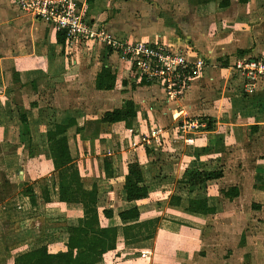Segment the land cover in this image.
I'll return each instance as SVG.
<instances>
[{
	"label": "crops",
	"instance_id": "crops-1",
	"mask_svg": "<svg viewBox=\"0 0 264 264\" xmlns=\"http://www.w3.org/2000/svg\"><path fill=\"white\" fill-rule=\"evenodd\" d=\"M85 10L86 18L105 26L115 38L163 40L187 49L191 58L203 57L206 71L178 103L165 104L161 89L152 83L140 84L119 54L89 42L59 44L51 25L0 0V239H7L5 246L12 237L26 240L24 249L6 250L12 257L10 264L40 246L51 253L66 250L67 228L83 216L80 203L58 200L47 144L52 119L68 118L75 119L68 140L75 149L72 155L83 189L96 188L99 211L113 209L114 217H101V223L118 226L116 248L106 252L100 264H181L159 263L156 260L161 256H180L185 259L182 263L196 256L200 263L207 256L201 251L206 232L223 218L227 206L251 209L255 202L260 210L264 207L260 199L264 196V91L252 95L231 77V67L239 59L264 57V0H92ZM103 67L115 75L111 90L95 88L96 75ZM234 81L237 83L231 88ZM255 96L262 104L255 102ZM126 101L134 103L133 119L99 122L103 112L121 108ZM19 109L27 118L25 125ZM188 118L198 119L200 127L182 133V121ZM155 126L162 127L156 139L149 137L146 143L132 146L138 133L149 135ZM76 127L82 131L76 133ZM195 147L205 154L200 158L202 166L206 157L220 158L218 168L225 180L232 181L228 187L218 182L209 186L207 196L216 207L209 215L169 204L173 194L187 196L183 172ZM105 159L110 164L109 176ZM234 159L255 161L253 167L237 171L232 167ZM135 160L142 166L149 196L124 203L126 165ZM173 177L174 182L168 184ZM176 179L181 181L180 191L175 190ZM232 186L239 189L235 199L219 197L220 190ZM29 187L32 193H25ZM163 188H172L164 209L173 216L161 218L154 238L126 243L118 212L136 205L139 221L160 217V201L150 197ZM31 195L34 206L28 204ZM253 214L252 218L260 216ZM22 222L29 223L17 228ZM202 227H206L203 234ZM8 228L14 232L10 237H6ZM253 238L251 233L241 232L239 244L227 249L228 254L240 252L242 259L255 257L256 264L261 260L264 264V236ZM159 240L165 245L155 246ZM173 243L187 246L179 252Z\"/></svg>",
	"mask_w": 264,
	"mask_h": 264
},
{
	"label": "trees",
	"instance_id": "trees-1",
	"mask_svg": "<svg viewBox=\"0 0 264 264\" xmlns=\"http://www.w3.org/2000/svg\"><path fill=\"white\" fill-rule=\"evenodd\" d=\"M56 41L63 45L65 41L64 31H57ZM94 83L95 88L98 90H111L114 88L115 75L110 68L103 67L96 75ZM140 84L151 83L142 79ZM135 116L134 103L126 101L121 108L103 112L99 122L116 123L131 120ZM19 117L22 124H27V118L20 109ZM73 125H75L74 118H68L67 121L52 119V127L47 132V144L54 165L58 200L80 203L83 216L75 224L68 226L66 250L51 253L46 246H40L14 258V264H100L103 255L116 248L118 226L103 225L101 223V217L107 219L114 217L113 209L103 208L99 211L96 188L83 189L80 173L75 164V156H73L75 149L70 148L68 140V130ZM81 131V128H75L76 133ZM197 159L199 158H195L193 164L186 167L183 172L187 196L173 194L169 198V204L192 213L213 214L216 207L209 202L207 185L221 179L223 174L218 166H216V169L200 167ZM104 162L105 173L109 176V161L105 159ZM24 190L25 193H32L30 187ZM221 194L223 197L233 200L239 195V189L232 186L228 189H222ZM148 196L149 188L141 164L137 160L129 162L124 173L122 201L133 203L146 199ZM44 199L48 200L49 197ZM29 203L32 206L35 205L33 195L29 197ZM252 207L254 209L260 208L255 202L252 203ZM117 216L122 223L120 228L126 243H135L153 238L160 222V217L139 221L140 212L136 205L122 209Z\"/></svg>",
	"mask_w": 264,
	"mask_h": 264
},
{
	"label": "built area",
	"instance_id": "built-area-1",
	"mask_svg": "<svg viewBox=\"0 0 264 264\" xmlns=\"http://www.w3.org/2000/svg\"><path fill=\"white\" fill-rule=\"evenodd\" d=\"M11 1L25 15L45 21L56 31H64L68 45L73 41L89 42L119 54L129 63L139 80L144 79L161 89L165 104L178 103L192 82L201 78L206 71L203 57L191 58L187 49L176 48L163 40L138 42L115 38L105 26L86 18L87 0ZM233 66L236 76L244 77L246 91H252L258 83L264 82V57H244ZM199 127L198 119L188 118L182 121L181 131L191 133ZM161 132L162 127L155 126L149 135L138 133V137L132 139V146L146 143L149 137L156 139ZM130 133L137 131L130 129Z\"/></svg>",
	"mask_w": 264,
	"mask_h": 264
},
{
	"label": "rangeland",
	"instance_id": "rangeland-1",
	"mask_svg": "<svg viewBox=\"0 0 264 264\" xmlns=\"http://www.w3.org/2000/svg\"><path fill=\"white\" fill-rule=\"evenodd\" d=\"M10 2V5H12V7L14 8L15 5L12 3L11 0H8V3ZM16 8V7H15ZM12 50V48H11ZM234 65V64H233ZM232 65L233 69H231V77H235L238 81L241 87H244V77H238L236 76L235 72L236 70L234 69V66ZM234 71V72H233ZM239 78V79H238ZM236 81H234V85L231 84V88L235 87L236 85ZM227 88H229V86H227ZM246 89V88H245ZM264 91V82H260L258 83V85H256L254 87V89L252 91H249L250 94H255L258 92H263ZM261 93H258V95ZM218 95V94H217ZM257 95V94H256ZM264 95V94H263ZM228 97V96H227ZM227 97H224V100H227ZM254 100L257 104H262V99H260L259 97L257 98L256 96L254 97ZM242 148L244 149V145H242ZM237 149V148H236ZM235 149V150H236ZM203 151L197 149L196 147L192 150V158L190 163L187 164V166L192 165L193 164V160L195 158H203ZM199 159H197L198 161V165L202 168H211V169H216V166L220 167V163L221 160L220 158H211L209 159L208 157H206L205 161V165L202 166V162L199 161ZM255 160L251 161V162H246V161H242V160H237L234 159L232 162V167L235 168L237 171L239 169L244 170L242 168H246V167H253V163ZM222 166V165H221ZM226 170H229L228 168H226ZM149 173V170L147 171ZM158 177V176H157ZM247 175H245V179L246 182L249 181L248 178H246ZM41 179L43 180V177H41ZM154 178L151 177V175L149 176L148 180L151 181ZM174 177L173 180H171L168 184L173 183L174 182ZM230 179L225 180L224 177L222 176L221 179H219L218 181H213L208 183L207 185V193H208V188L210 185L212 184H218L221 183L222 185H224L225 187L230 186V184L232 183V181H229ZM29 181H31L30 183H32V178L29 179ZM218 182V183H217ZM176 186H175V190L180 191L182 189V185H181V181L176 179ZM172 188H163L160 189L157 192H153V194L150 197L151 199H157L158 205H161L157 208H160L159 210L161 211V216H160V221L161 218L162 219H166V220H170L168 217L173 216V214H170V212H165V205H166V200L167 197L169 198L170 194H171V190ZM246 193V192H245ZM155 194V195H154ZM219 197L222 198V194H221V190L219 191ZM255 201H258V198H253ZM261 201L264 200V196L262 198H260ZM262 204L264 205V202H262ZM228 206L226 207L225 212L222 214V219H218L216 221V223L213 226H210L206 232V236H205V240L202 241V247L201 251L203 253H205L206 259H201L200 263H197V257L194 256L193 260L190 258L189 261H184L182 263L183 260H180V256L177 258L174 257H169V256H161L160 258H158L156 261H158L159 263H162V261H167V260H171V263H180L181 264H256V260L255 257L252 259L249 257V259L246 258V256L242 259V255L240 254V252H236V254H233L232 256H230L228 254L227 249L231 248L235 249L237 247V245L239 244V240H240V233L241 232H247L248 234H252L253 235V241H256V236H264V207L260 210V209H254L253 207H251V209H245V208H240V206H237L236 208H231ZM158 210V211H159ZM256 213V215H260L257 219L256 216L253 213ZM248 217V218H247ZM249 219V220H248ZM253 219V220H251ZM29 222H31V220H29ZM29 222H22L19 225H17V228L20 227H24L26 226ZM158 227V226H157ZM192 227V226H189ZM206 227H202V234L205 232ZM158 230V228H157ZM8 234L6 237H10L13 233L12 230L10 231V229L8 228ZM10 231V233H9ZM12 233V234H11ZM11 234V235H9ZM158 234L155 233V236H157ZM154 238V237H153ZM11 241L8 240L7 245L5 246L6 241L3 239H0V264H10V260H11V256L10 254H7L6 250H15V249H24V243H26V240H18L17 237H12L9 238ZM164 240H159L156 241L155 246H158L159 244H164L163 242ZM171 246H175L176 251L181 252L182 249H184V247H186L187 245L183 246L181 245V247H179L177 245V243H173ZM11 247V248H8ZM6 248V249H5ZM227 253V254H226ZM260 253H263V251H261ZM263 257V256H262ZM175 260V262L173 261ZM259 264H263L262 260Z\"/></svg>",
	"mask_w": 264,
	"mask_h": 264
}]
</instances>
